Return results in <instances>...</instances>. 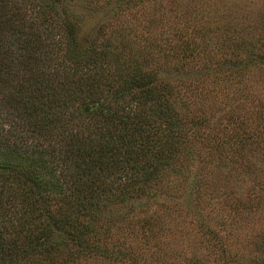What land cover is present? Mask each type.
I'll list each match as a JSON object with an SVG mask.
<instances>
[{"label":"trees","instance_id":"obj_1","mask_svg":"<svg viewBox=\"0 0 264 264\" xmlns=\"http://www.w3.org/2000/svg\"><path fill=\"white\" fill-rule=\"evenodd\" d=\"M69 1L0 0V264L113 256L110 207L169 188L184 145L210 141L173 101L186 90L99 41L107 25L86 34ZM245 137L219 151L249 158Z\"/></svg>","mask_w":264,"mask_h":264},{"label":"rangeland","instance_id":"obj_2","mask_svg":"<svg viewBox=\"0 0 264 264\" xmlns=\"http://www.w3.org/2000/svg\"><path fill=\"white\" fill-rule=\"evenodd\" d=\"M68 4L86 34L107 25L99 41L121 42L143 69L186 90L173 100L180 115L210 133L184 145V173L169 188L110 207L98 247L113 256L76 264H264V0ZM242 136L249 158L219 151Z\"/></svg>","mask_w":264,"mask_h":264}]
</instances>
